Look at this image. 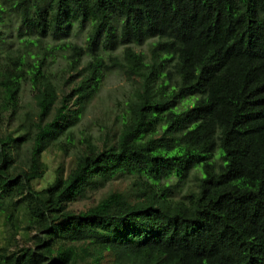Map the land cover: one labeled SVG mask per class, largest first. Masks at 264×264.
Listing matches in <instances>:
<instances>
[{
	"label": "trees",
	"instance_id": "1",
	"mask_svg": "<svg viewBox=\"0 0 264 264\" xmlns=\"http://www.w3.org/2000/svg\"><path fill=\"white\" fill-rule=\"evenodd\" d=\"M2 2L18 38L89 29L33 112L0 68V264H264V0ZM112 73L116 126L80 130ZM54 149L72 166L37 190Z\"/></svg>",
	"mask_w": 264,
	"mask_h": 264
},
{
	"label": "rangeland",
	"instance_id": "2",
	"mask_svg": "<svg viewBox=\"0 0 264 264\" xmlns=\"http://www.w3.org/2000/svg\"><path fill=\"white\" fill-rule=\"evenodd\" d=\"M9 6L0 0V68L10 71L13 75L12 83L20 87L16 103L18 113L33 112L37 110L42 90L49 86L60 89L68 70L67 55L72 47L85 45L89 26L81 25L78 21L72 22L66 37L61 41H53L49 36L41 35L36 26H32L23 37L18 38L16 19L12 17ZM137 49L147 51L148 47ZM129 89L130 84L121 74L108 75L99 97L89 105L80 130L96 132L105 126H116L110 108L122 99ZM43 161L48 166V172L43 178L34 182L37 190L47 188L55 182L57 177L55 171L61 165L64 166L65 175H67L72 166L73 157H67L54 149L43 155ZM191 184L195 188L193 181L189 183ZM127 186V182L114 181L106 188L92 194L89 199L73 203L71 208L77 211L86 210L96 205L110 192L124 191ZM5 231L4 219L0 215V246L3 245Z\"/></svg>",
	"mask_w": 264,
	"mask_h": 264
}]
</instances>
